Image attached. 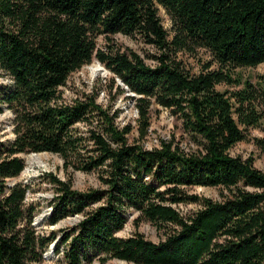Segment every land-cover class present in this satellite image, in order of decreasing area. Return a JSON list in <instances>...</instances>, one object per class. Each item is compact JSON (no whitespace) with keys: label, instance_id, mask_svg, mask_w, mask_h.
<instances>
[{"label":"trees","instance_id":"trees-1","mask_svg":"<svg viewBox=\"0 0 264 264\" xmlns=\"http://www.w3.org/2000/svg\"><path fill=\"white\" fill-rule=\"evenodd\" d=\"M118 33L152 51L97 45ZM200 49L210 58L193 71L179 54ZM93 60L118 95L134 94L135 126H119L96 94L64 99L69 76ZM261 63L264 0H0V112H11L13 133L0 139V264H43L50 243L53 264H264V171L230 154L264 128V74L253 82L238 70ZM152 106L180 120L187 149L174 136L144 147ZM30 153L59 156L66 173L43 175L53 190L44 222L75 224L36 233L30 184L15 180ZM74 171L96 174L98 186L73 188ZM193 187L217 188L220 199ZM188 204L197 208L182 213ZM131 215L160 238L119 235Z\"/></svg>","mask_w":264,"mask_h":264},{"label":"rangeland","instance_id":"rangeland-1","mask_svg":"<svg viewBox=\"0 0 264 264\" xmlns=\"http://www.w3.org/2000/svg\"><path fill=\"white\" fill-rule=\"evenodd\" d=\"M158 15L161 18V22L166 29L170 28V18L162 7H158ZM106 42H109L117 48L128 51L133 50L139 52L141 55L145 51L152 49L144 45L138 38L122 34L110 35L109 39H104L102 36L98 37L97 45L104 47ZM179 57L184 61L187 67L193 71L199 69L198 59L207 61L210 57L209 54L203 50H197L195 55L192 54H179ZM147 63H152L147 61ZM245 78H249L251 81H255L258 75L264 74V63L259 64L254 68H240L238 69ZM112 74L97 60H93L90 64L84 65L78 71L73 72L67 79L66 84L61 88L63 91V97L66 100L73 99L81 94H96L97 100L104 106H109L112 110L117 109L119 116L116 121L119 126L125 123L136 125L137 113L134 106V101L131 99L132 93L129 91L124 94H119L115 86H111ZM8 82V77L0 71V83ZM116 84L123 87L122 83L116 79ZM223 87H219L222 89ZM11 112L2 106V112H0V139L7 140L13 137L11 131ZM150 128L147 137L143 141V145L146 148L157 147L161 139L169 140L174 136L175 141L182 147L187 149L190 144L182 136L180 127V120L171 115L167 109L152 106L150 112ZM137 137V133L134 130L129 136V141ZM230 154L233 156H241L242 158L252 157L254 160V166L264 171V128L251 129L247 141L237 143L231 150ZM36 156L38 160L31 161V158ZM25 167L20 175L15 179L16 181L27 182L30 184V189L27 192V202L33 201L36 205V214L33 220V225L36 229V233L40 235H48L51 231H57L61 228H66L75 224L78 220L77 216L68 217L60 220L54 225H47L44 222V215L48 214L50 207L48 202L53 195L52 187L49 183L44 181V173H52L56 177L61 179L66 178V173L62 169V160L59 156L50 153H30L24 155ZM72 178V186L75 189L83 190L89 187H97L98 180L94 173H84L80 171H74L70 173ZM191 192L198 194L202 197H208L211 199H220L219 189L214 187H193ZM197 208L195 204L180 205L179 210L182 213L193 211ZM133 215L130 216L128 223L119 232L121 236H127L131 233L138 231L144 234L150 240L157 241L160 238V233L155 226L147 221H142L138 225L132 224ZM53 243L48 245L46 252L43 254V264H53L56 259L51 248ZM92 264H97L96 262ZM106 264H134L128 263L123 260L113 259Z\"/></svg>","mask_w":264,"mask_h":264},{"label":"bare ground","instance_id":"bare-ground-1","mask_svg":"<svg viewBox=\"0 0 264 264\" xmlns=\"http://www.w3.org/2000/svg\"><path fill=\"white\" fill-rule=\"evenodd\" d=\"M36 160H38L36 156H33V157L31 158V161H36Z\"/></svg>","mask_w":264,"mask_h":264},{"label":"water","instance_id":"water-1","mask_svg":"<svg viewBox=\"0 0 264 264\" xmlns=\"http://www.w3.org/2000/svg\"><path fill=\"white\" fill-rule=\"evenodd\" d=\"M129 93H132V92H129ZM131 95H134L133 93ZM51 250H53V247L51 248Z\"/></svg>","mask_w":264,"mask_h":264}]
</instances>
